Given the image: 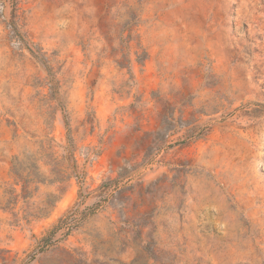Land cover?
Listing matches in <instances>:
<instances>
[{"label": "rangeland", "instance_id": "obj_1", "mask_svg": "<svg viewBox=\"0 0 264 264\" xmlns=\"http://www.w3.org/2000/svg\"><path fill=\"white\" fill-rule=\"evenodd\" d=\"M0 249L264 264V0H0Z\"/></svg>", "mask_w": 264, "mask_h": 264}, {"label": "trees", "instance_id": "obj_2", "mask_svg": "<svg viewBox=\"0 0 264 264\" xmlns=\"http://www.w3.org/2000/svg\"><path fill=\"white\" fill-rule=\"evenodd\" d=\"M30 54L32 55L33 58H35L39 63L45 65V61L43 59L42 56L40 55H36L34 54L32 51H30ZM18 161L17 158L14 159V162H13V166L11 168V174L14 178V181H15V185H20L21 186V197L23 199H27L30 197L31 195V184L33 183H36V182H33V181H30L29 180V176H26L24 175V172L22 171V169H20V167H18V164H16ZM13 193V192H11ZM17 197V196H16ZM11 201V198H9L7 200V203L6 205H8ZM78 207V206H77ZM67 218H61L58 223L53 226L51 228V230H49L45 236H43L41 239H39L37 242H36V247L35 249L33 250V252L31 253V255H29V261H33L35 260V258L41 254H44L48 251H52V250H56V249H59V246H57V243L59 242L58 240L55 241L54 240V236H56L57 232L59 229L61 228H65L67 230V233H70V231H72V226H75L73 224H75V221H71V223L69 221L66 220ZM67 221V222H66ZM73 222V223H72ZM64 234L62 237V241H64V239L68 236V234ZM63 253H65L67 255L68 258L70 259H74V255L69 252L68 250L66 249H60ZM75 252V251H74ZM5 254H8V251H4L2 249H0V260L4 261V255ZM78 264H83V263H86V262H81L80 261H77Z\"/></svg>", "mask_w": 264, "mask_h": 264}]
</instances>
